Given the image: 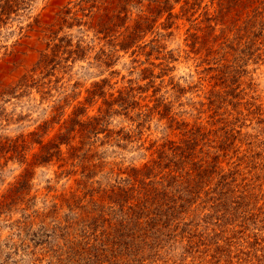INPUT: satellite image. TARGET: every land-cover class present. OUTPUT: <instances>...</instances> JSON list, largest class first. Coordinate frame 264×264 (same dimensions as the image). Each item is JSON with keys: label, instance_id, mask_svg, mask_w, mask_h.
I'll list each match as a JSON object with an SVG mask.
<instances>
[{"label": "rangeland", "instance_id": "1", "mask_svg": "<svg viewBox=\"0 0 264 264\" xmlns=\"http://www.w3.org/2000/svg\"><path fill=\"white\" fill-rule=\"evenodd\" d=\"M171 3L169 18L153 0L0 16V264H264V0ZM107 108L77 158L61 145L34 164L40 142Z\"/></svg>", "mask_w": 264, "mask_h": 264}, {"label": "trees", "instance_id": "2", "mask_svg": "<svg viewBox=\"0 0 264 264\" xmlns=\"http://www.w3.org/2000/svg\"><path fill=\"white\" fill-rule=\"evenodd\" d=\"M0 1H1L0 16H1V15H8L9 13L13 12L17 8L19 1L22 2L23 0H0ZM171 1L179 2L180 0H153V2L155 3L154 14L159 15L162 12H167L168 13L167 18H169L171 16V9L173 8ZM186 2L187 1H185V4ZM0 22H1V18H0ZM148 22L149 20H147V17L138 16L134 20L133 25L130 27L128 35H127V32L123 34L121 40L118 42V49L126 52L129 48L133 47L135 43L142 37L141 34L143 33V31L145 32L147 30ZM66 52L68 53L69 50H66ZM98 89L100 90L96 92V95H98L99 97H103L104 92L102 91V86L98 85ZM92 95H95V92H93ZM92 95L90 96V98H92ZM107 115H108V108L103 113H99V115L98 114L91 115L87 117V119L82 120V121L78 119L76 120L73 119L74 124H76L78 128L75 129L73 126L68 127V128L66 127L65 130L63 132H60L55 138L43 144L40 142L41 150L43 151V156L41 157V160L35 161L34 164H39L41 163L40 161H43V162L48 161L53 155L61 159L60 158V155L62 154V151L60 150L61 145H64L67 148V152L69 153L68 157L70 159L77 158L78 151H80L85 145H89V147L92 145L91 143L88 142L89 135L93 134L95 136L98 133H102L106 130L105 126L108 123ZM76 135H78V137L80 138L81 146H73L71 144V141L74 139ZM14 141H13L14 143L12 144L14 145L13 151L18 156H20V159H19L20 162H23L21 151L23 150L24 142L22 139H21L22 142L20 143H17L16 142L17 140H14ZM84 152L87 153L86 150ZM90 157H92V155ZM97 166L101 167L102 165L98 163L97 165L93 164L91 165V167L83 168L82 170L83 178L85 179V178H89L95 175L97 173V170H96ZM132 170L134 171L135 176L140 173V171H138L137 169L133 168ZM151 170L152 169L150 166L143 165V170H142L143 174L139 176L140 178L138 179V182H142L144 178L146 179L150 175ZM24 176H26V173ZM179 177H180L179 175L170 174L169 178L172 181L176 182L180 179ZM144 185L146 186H143L141 190L143 189L142 192L145 198H149V196L153 195V192H156L155 195H157V199L155 198L154 199L156 200L157 205L162 204L163 200H165V197L167 196L165 191L158 190L155 187L154 189H151V187H148L147 184H144ZM132 189H133L132 187L129 188L130 191Z\"/></svg>", "mask_w": 264, "mask_h": 264}]
</instances>
